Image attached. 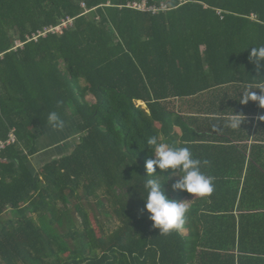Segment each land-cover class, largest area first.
Returning a JSON list of instances; mask_svg holds the SVG:
<instances>
[{
  "label": "trees",
  "instance_id": "1",
  "mask_svg": "<svg viewBox=\"0 0 264 264\" xmlns=\"http://www.w3.org/2000/svg\"><path fill=\"white\" fill-rule=\"evenodd\" d=\"M134 1L0 0V140L16 135L0 152V264H264V108L239 102L264 87L249 61L264 0H146L168 3L158 14ZM51 111L81 134L36 165ZM231 111L241 129L226 127ZM153 135L207 159L215 185L173 191L164 172V193L189 209L168 235L144 206Z\"/></svg>",
  "mask_w": 264,
  "mask_h": 264
},
{
  "label": "clouds",
  "instance_id": "2",
  "mask_svg": "<svg viewBox=\"0 0 264 264\" xmlns=\"http://www.w3.org/2000/svg\"><path fill=\"white\" fill-rule=\"evenodd\" d=\"M249 61L256 64L257 71L264 67L261 65V62H264V44L251 49ZM254 89H259L260 94ZM249 101L264 108V87L246 86L239 94V102L246 105ZM244 120L243 114L231 111L226 116L225 125L232 130H238ZM65 125V120L57 111L48 113L47 126L53 131H62ZM146 141L154 158L148 159L145 164L148 174L146 177L149 178L143 183L144 206L150 214L149 219L153 222V227L159 229L160 235H168L181 229L189 209L186 201H178L164 193L163 186L171 178L165 176L164 172L172 169L171 176L178 177L171 185L173 191H185L199 197L208 196L214 191V179L202 171L209 161L195 158L189 147L161 142L156 135L149 136ZM161 174L165 180L159 178Z\"/></svg>",
  "mask_w": 264,
  "mask_h": 264
},
{
  "label": "crops",
  "instance_id": "3",
  "mask_svg": "<svg viewBox=\"0 0 264 264\" xmlns=\"http://www.w3.org/2000/svg\"><path fill=\"white\" fill-rule=\"evenodd\" d=\"M74 121L76 122L77 128H79V119L75 117L66 122L65 128L62 131H53L48 126L42 127L37 130L39 132L37 133V142L39 144L40 151L35 156V159L37 160L34 159V161H36V165H42L49 159H53L56 157L58 158L73 151L77 144V141L73 140L75 139L74 135H76L77 131L74 130L75 126H73L74 129H72L70 126L73 125L72 122ZM70 129H72V131H69ZM44 138L50 140L45 146H40V140H44Z\"/></svg>",
  "mask_w": 264,
  "mask_h": 264
},
{
  "label": "built area",
  "instance_id": "4",
  "mask_svg": "<svg viewBox=\"0 0 264 264\" xmlns=\"http://www.w3.org/2000/svg\"><path fill=\"white\" fill-rule=\"evenodd\" d=\"M81 6L85 9L86 4L84 2L81 3ZM131 8L137 9L139 11L143 12H150L152 14H158L161 11H167L169 10L168 3L166 2H161L159 4H151L148 5L146 0H142L140 2L134 1L128 4ZM73 17L67 16L65 18H62L60 23L55 25V26H49V27H44L43 30L39 31L37 34L32 35V40H37L39 36H45L48 33H62L65 29L69 28L73 24ZM23 45L22 42L17 41L16 46L14 49L17 47H21ZM16 141V135H15V129H11L8 138L5 140H0V152L5 149L7 146L13 144Z\"/></svg>",
  "mask_w": 264,
  "mask_h": 264
},
{
  "label": "rangeland",
  "instance_id": "5",
  "mask_svg": "<svg viewBox=\"0 0 264 264\" xmlns=\"http://www.w3.org/2000/svg\"><path fill=\"white\" fill-rule=\"evenodd\" d=\"M72 124L73 125H71L70 127L72 128V129H74L73 128V126H75V131H77V133H76V135H74L75 136V139H73V140H75V141H78V136L81 134L80 133V130H79V128H77V125H76V122L74 121V122H72ZM40 129V128H39ZM72 129H70L69 131H72ZM38 130V129H37ZM36 130V133H39L38 131ZM78 134V135H77ZM49 140L50 139H45L44 138V140L42 139V140H40V146H45L46 144H48V142H49ZM52 140V139H51ZM35 160H37V159H35ZM183 232L185 233V230H183Z\"/></svg>",
  "mask_w": 264,
  "mask_h": 264
}]
</instances>
